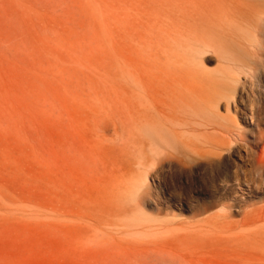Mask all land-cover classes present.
I'll return each instance as SVG.
<instances>
[{"label": "rangeland", "instance_id": "rangeland-1", "mask_svg": "<svg viewBox=\"0 0 264 264\" xmlns=\"http://www.w3.org/2000/svg\"><path fill=\"white\" fill-rule=\"evenodd\" d=\"M0 264H264V0H0Z\"/></svg>", "mask_w": 264, "mask_h": 264}, {"label": "bare ground", "instance_id": "bare-ground-1", "mask_svg": "<svg viewBox=\"0 0 264 264\" xmlns=\"http://www.w3.org/2000/svg\"><path fill=\"white\" fill-rule=\"evenodd\" d=\"M183 23V22H182ZM187 23V22H186ZM179 24V23H178ZM190 27V26H189ZM191 28V27H190ZM188 30H189V28H187ZM187 30V31H188ZM190 31V30H189ZM193 31V30H192ZM232 78H233V80L235 81V82H237V76H235L234 74L232 75ZM233 86H227V87H225V86H222V87H219V88H217L216 90H215V94L217 95V98L216 99H214L213 101L215 102V106L216 105H218L219 103H220V100L221 99H219V97H221V96H223V95H225V91H227V90H230V91H232V92H234V90L237 88L236 86H235V84H232ZM229 88V89H228ZM185 149H187V148H185Z\"/></svg>", "mask_w": 264, "mask_h": 264}]
</instances>
